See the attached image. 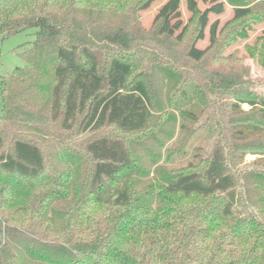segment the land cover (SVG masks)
Returning a JSON list of instances; mask_svg holds the SVG:
<instances>
[{
    "label": "trees",
    "instance_id": "trees-1",
    "mask_svg": "<svg viewBox=\"0 0 264 264\" xmlns=\"http://www.w3.org/2000/svg\"><path fill=\"white\" fill-rule=\"evenodd\" d=\"M155 1L0 0V35L36 29L0 75V264H264V91L226 53L264 0L198 56L201 12L175 38Z\"/></svg>",
    "mask_w": 264,
    "mask_h": 264
},
{
    "label": "rangeland",
    "instance_id": "rangeland-1",
    "mask_svg": "<svg viewBox=\"0 0 264 264\" xmlns=\"http://www.w3.org/2000/svg\"><path fill=\"white\" fill-rule=\"evenodd\" d=\"M169 0L155 1L144 10L140 11L141 22L144 27L149 28L154 19L165 9ZM197 8L202 14V30L199 37L193 42L195 55L198 56L206 50L211 42L212 36L218 35L227 22L232 20L235 12L225 0H179V4L173 15L169 18L171 25L170 32L175 38H179L184 28L193 17V9ZM192 25V24H191ZM189 26V34L194 35V27ZM36 29L12 35L4 38L0 35V75L11 72L13 69L23 65L22 59L17 55L16 48L20 45L31 43L35 39ZM264 34V25L255 28L247 40L242 41L230 47L226 53L235 51L241 58V64L248 69L249 77L252 81L260 84L258 89L264 91V67L259 66L254 60L249 58L244 46L245 44H253L255 38ZM2 103L0 99V115ZM243 109L247 111L249 108L244 105ZM253 156H247L246 161L250 162ZM184 160L173 164L174 167L184 165Z\"/></svg>",
    "mask_w": 264,
    "mask_h": 264
}]
</instances>
